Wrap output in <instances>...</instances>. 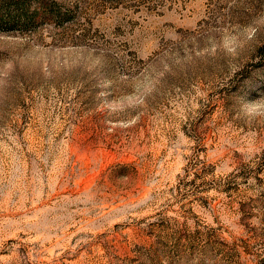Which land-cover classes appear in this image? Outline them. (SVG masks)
Wrapping results in <instances>:
<instances>
[{
  "label": "rangeland",
  "instance_id": "374dc122",
  "mask_svg": "<svg viewBox=\"0 0 264 264\" xmlns=\"http://www.w3.org/2000/svg\"><path fill=\"white\" fill-rule=\"evenodd\" d=\"M0 31V264H264V0H54Z\"/></svg>",
  "mask_w": 264,
  "mask_h": 264
},
{
  "label": "trees",
  "instance_id": "16d2710c",
  "mask_svg": "<svg viewBox=\"0 0 264 264\" xmlns=\"http://www.w3.org/2000/svg\"><path fill=\"white\" fill-rule=\"evenodd\" d=\"M74 18V9L54 0H0V31L5 33L30 34L48 26L63 28Z\"/></svg>",
  "mask_w": 264,
  "mask_h": 264
}]
</instances>
